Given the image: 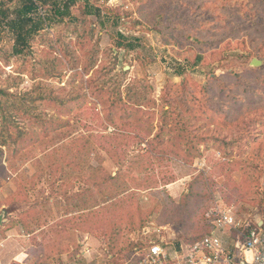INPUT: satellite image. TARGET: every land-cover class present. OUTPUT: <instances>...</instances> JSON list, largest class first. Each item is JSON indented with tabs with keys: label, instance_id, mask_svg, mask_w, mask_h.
<instances>
[{
	"label": "rangeland",
	"instance_id": "rangeland-1",
	"mask_svg": "<svg viewBox=\"0 0 264 264\" xmlns=\"http://www.w3.org/2000/svg\"><path fill=\"white\" fill-rule=\"evenodd\" d=\"M23 2L0 10L13 17ZM69 10L40 6L32 17L46 21L20 55L0 20V248L11 232V248L35 258L53 243L55 264H130L135 244L197 238L214 202L238 218L264 214V0ZM136 110L141 143L82 138L104 132L109 111L119 134L136 131L119 120ZM110 193L116 201L96 209Z\"/></svg>",
	"mask_w": 264,
	"mask_h": 264
},
{
	"label": "built area",
	"instance_id": "built-area-1",
	"mask_svg": "<svg viewBox=\"0 0 264 264\" xmlns=\"http://www.w3.org/2000/svg\"><path fill=\"white\" fill-rule=\"evenodd\" d=\"M206 221L207 233L191 244L162 237L135 247L134 264H264V216L238 218L234 206L214 202ZM243 252L249 257L242 259Z\"/></svg>",
	"mask_w": 264,
	"mask_h": 264
},
{
	"label": "trees",
	"instance_id": "trees-1",
	"mask_svg": "<svg viewBox=\"0 0 264 264\" xmlns=\"http://www.w3.org/2000/svg\"><path fill=\"white\" fill-rule=\"evenodd\" d=\"M74 2H75V0H66L62 3H60V0H24L22 6H20L18 9H16L14 11L13 17H10V15L6 9H4L3 11L0 10V20H2V23H4V25H6L8 30H10L12 33V37H13L12 38L13 39L12 54L13 55L22 54L25 51V49L28 47V42H29L30 37L32 35H34L39 29H41L43 27V24L46 21L45 18H40L38 20H35L32 17V15L34 13H36V11L38 10V8L40 6H45V5L49 4L50 9L53 11L55 16L59 17V18H63L66 15H70L69 8L71 7L72 4H74ZM29 23H30V26H29V28H27V25ZM103 92L104 91H99V93H101V94ZM110 106L115 107L113 103ZM133 113L134 114L130 113L128 115V117L127 116L125 117L123 114H121V116H119V120H122V121L125 118H127V121L125 123L122 122L123 126L124 125L125 126L126 125L127 126L134 125L135 123H139L141 121V111L136 110V112H133ZM112 114L113 113L109 111L108 113L105 114V117L102 120L106 122L107 126L113 125V127H112L113 130L111 129L110 132H107V130H106L107 126L103 127L104 132H97V131H93V129H90L89 132L87 133L86 137H82V136L81 137L83 139H87V140H92L94 138H96V139L98 138L101 141V143L107 144L108 146H110L111 141L116 140L117 138H119L120 135L121 136L124 135L123 137H125L127 139H133V140L137 139L141 143V131L138 129V126H136V125L132 126L133 128H137L136 131L131 130L129 132L128 130H125L124 132H126V133L119 134V130H118L119 129V123H118V121H114V117H112L113 116ZM93 117L95 119L97 118L96 115H94ZM65 124H66V121L63 122V125H65ZM96 124H97V122L95 124H93V127ZM2 133L3 132H0V137H1ZM157 136H158V134H155L154 137H157ZM0 145L6 147V142L1 140ZM103 149H106V148H103ZM138 149L140 150L141 148H138ZM138 149L136 150L138 152L136 153V155H134V156H136L137 160L139 159V157H141V152H139ZM133 157H131L129 159V162H127V165H126L127 168L132 169L133 167L136 166V162H134L135 159H134V161H132ZM117 175H118V172L115 174V176H117ZM115 176L108 175V178L113 179ZM122 194L119 195L118 197L123 196ZM104 196H105V194H104ZM104 196H103L104 200L100 204H98L97 199H96V201H95L96 202V205H95L96 209L99 210L104 205H107L114 200L116 201V199H117V197H113L111 195V193L108 194V196H106V197H104ZM210 207H208L206 209V211L204 212L205 231L201 235H199L197 238L193 239L192 241H190L186 244H191L194 241L201 239L207 233L208 224L206 221V212L209 210ZM261 216H264V214H262ZM135 245H134V247H136ZM129 260H130V264H134V262L136 260V258L133 256V247L130 249V252H129Z\"/></svg>",
	"mask_w": 264,
	"mask_h": 264
},
{
	"label": "crops",
	"instance_id": "crops-1",
	"mask_svg": "<svg viewBox=\"0 0 264 264\" xmlns=\"http://www.w3.org/2000/svg\"><path fill=\"white\" fill-rule=\"evenodd\" d=\"M15 234L8 232L6 233V238L3 239L2 245H4V248H0V264H36V258L39 259H45L44 256H49L52 261H44L42 264H55L53 261V256H56L57 253L54 251L55 246L53 243H46L41 244L39 247H37V250L39 251V256L36 258L31 255V252H29V249H25L23 247H18L17 249L11 248L13 246V238ZM8 242V243H7ZM230 244V241H229ZM18 245V243H17ZM6 246V248H5ZM249 253L243 252L241 255V258H248ZM43 259V260H44ZM39 262H37L38 264ZM63 264H76L74 262H65Z\"/></svg>",
	"mask_w": 264,
	"mask_h": 264
},
{
	"label": "water",
	"instance_id": "water-1",
	"mask_svg": "<svg viewBox=\"0 0 264 264\" xmlns=\"http://www.w3.org/2000/svg\"><path fill=\"white\" fill-rule=\"evenodd\" d=\"M251 64H253V65H257V64H259V61L256 60V59H253V60L251 61ZM0 224H1V215H0Z\"/></svg>",
	"mask_w": 264,
	"mask_h": 264
}]
</instances>
